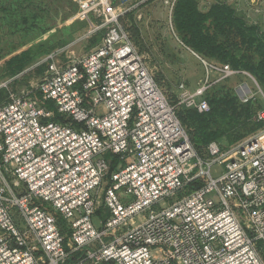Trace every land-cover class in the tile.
I'll list each match as a JSON object with an SVG mask.
<instances>
[{"label":"built area","instance_id":"1","mask_svg":"<svg viewBox=\"0 0 264 264\" xmlns=\"http://www.w3.org/2000/svg\"><path fill=\"white\" fill-rule=\"evenodd\" d=\"M133 1L77 0L80 20L107 13L105 36L67 62L52 53L35 87L0 104V264H264V130L199 156L177 114L255 79L184 44L204 75L173 103L118 23Z\"/></svg>","mask_w":264,"mask_h":264},{"label":"rangeland","instance_id":"2","mask_svg":"<svg viewBox=\"0 0 264 264\" xmlns=\"http://www.w3.org/2000/svg\"><path fill=\"white\" fill-rule=\"evenodd\" d=\"M195 1L201 12H207L214 4H225L233 8L236 15L243 17L246 21L254 19L255 23L262 24L260 19H264V13H257L254 8L261 9L264 1ZM33 2L38 4L35 7L32 5L33 8L28 6L27 2L14 5L13 9L22 5L18 14L10 16L6 13L0 19V104L10 93L21 92L31 86L35 87L37 80L47 68L49 55L56 53L62 62H67L72 55L77 57L84 55L97 46L106 33V26L102 27V24L107 13L90 15L89 22L80 20L77 16V0H33ZM175 2L176 0H135L126 5L125 9H118L115 13L123 12L119 16L118 23L129 33L136 49L143 54L149 67L154 70L156 82L163 87L170 101L177 104L181 94L180 84L188 82L190 89L194 90L203 77L204 71L196 57L185 47L176 30L173 20ZM243 3L248 7L246 15L239 11ZM25 15H29L25 28L15 31L13 24L16 20L20 23L24 22ZM247 23L249 24L248 21ZM28 27L32 30H27ZM220 84L225 91L237 96L241 103H246V97L252 96L253 98L248 101L254 100L260 107L259 111L264 109L259 93L260 90L264 93V89L256 80L241 75ZM33 96L39 103L42 102L39 93L35 92ZM177 108L186 111L192 109L184 105H177ZM218 121L222 122V130L226 132L224 136L212 141L218 142L222 147L233 146L264 130L263 121L259 128L246 137L238 139L246 133L248 126L238 125L227 130L230 128V124L226 122L227 119L223 120L219 117ZM229 139H234V142ZM204 154L206 156L205 152ZM221 171L222 167L215 165L212 169L213 177L219 176ZM9 183L13 184L11 178ZM120 192L119 195L122 194ZM101 209L94 217L97 227L102 222L101 218L108 214L104 207ZM59 225L67 234L66 223L59 220ZM75 257H78V254Z\"/></svg>","mask_w":264,"mask_h":264},{"label":"trees","instance_id":"3","mask_svg":"<svg viewBox=\"0 0 264 264\" xmlns=\"http://www.w3.org/2000/svg\"><path fill=\"white\" fill-rule=\"evenodd\" d=\"M23 2L30 7L38 5L33 0H0V19L6 13L17 15L22 5L13 7ZM25 16L24 22L15 21V31L25 28L29 15ZM173 20L181 41L187 47L212 62L229 64L234 69L249 72L264 89V31L258 25L248 24L225 4H214L207 12H201L195 0H176ZM29 29L32 30L31 27ZM206 100L209 111L205 113H199L194 108L187 111L177 109L178 117L199 156L205 155L207 145L212 140L224 136L226 131L222 130L219 117L227 119L226 122L230 124L227 130L238 125L248 126L246 133L238 139L246 137L263 122L256 119L260 107L254 100L241 103L220 83L206 93ZM55 119L59 120L60 117L56 116ZM192 189L190 187L186 192Z\"/></svg>","mask_w":264,"mask_h":264},{"label":"crops","instance_id":"4","mask_svg":"<svg viewBox=\"0 0 264 264\" xmlns=\"http://www.w3.org/2000/svg\"><path fill=\"white\" fill-rule=\"evenodd\" d=\"M247 10H248V7H246V5H244V3H243V5H242V7H241V9L239 11L240 12H243L246 15ZM253 16L256 17L255 15H253ZM258 19H260V18H258ZM260 20L262 21V24L255 23L256 21L254 19L253 20L247 19V21L249 22V24H252L253 23V25H258L264 31V28H262V27H264V19H260Z\"/></svg>","mask_w":264,"mask_h":264}]
</instances>
